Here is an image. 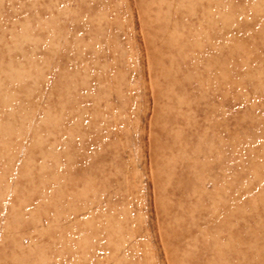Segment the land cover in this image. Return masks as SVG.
Returning a JSON list of instances; mask_svg holds the SVG:
<instances>
[{"label":"rangeland","instance_id":"1","mask_svg":"<svg viewBox=\"0 0 264 264\" xmlns=\"http://www.w3.org/2000/svg\"><path fill=\"white\" fill-rule=\"evenodd\" d=\"M0 264H264V0H0Z\"/></svg>","mask_w":264,"mask_h":264}]
</instances>
